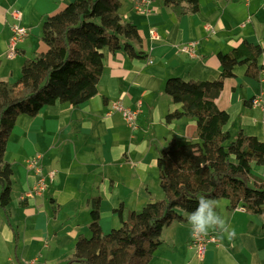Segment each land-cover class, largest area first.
<instances>
[{"label": "crops", "instance_id": "crops-1", "mask_svg": "<svg viewBox=\"0 0 264 264\" xmlns=\"http://www.w3.org/2000/svg\"><path fill=\"white\" fill-rule=\"evenodd\" d=\"M70 1L0 0V80L13 81L29 50L42 53L48 49L44 41L32 48V33ZM149 8L151 12L137 10L131 0H121L119 10L124 20L137 26L141 42L132 43L144 57H132L124 48L111 51L104 47V67L95 96L78 106L57 101L35 116L17 117L5 153L14 169L9 209L12 218L5 222V211H0V239L4 241H0V256L4 244L13 245L16 232L20 238L19 231H23L19 222L18 229L13 228V210L22 209L24 233L30 236L21 239L24 257L50 234L53 247L70 258L78 236L89 228L92 198L101 199L103 231L115 220L114 210L121 203L125 209L137 210L158 200L148 193V169L157 167L158 154L171 139L195 140L197 136L194 118L166 120L183 104L164 91L165 81L175 76L187 81H214L221 76L219 53H227L244 41L264 42V0H200L196 12L184 15L177 14L164 0H151ZM15 10L20 11L29 35L19 42L17 56L9 58ZM192 41L196 42L193 55L181 50L183 44ZM257 61L261 67L264 54ZM247 70L248 64L236 65L235 75L225 78L215 102L229 113L225 129L232 135L241 130L264 141L263 113L250 103L264 90V70L258 79L249 77ZM117 101L139 109L136 128L113 108ZM37 155L42 157L43 173L56 170V175L47 182L45 191L28 196L40 179V174L28 166ZM256 168L250 181L264 182L263 169ZM14 193H19L18 198ZM23 196L25 206L20 204ZM213 201L215 211L229 229L235 230L231 239L210 229L217 242L207 243L205 256L200 259L190 246L191 225L187 219L177 220L164 228L163 243L149 264H264V216L247 211L241 204L232 207L226 198ZM47 225L49 234L44 236ZM68 248L73 251L65 252Z\"/></svg>", "mask_w": 264, "mask_h": 264}, {"label": "trees", "instance_id": "trees-1", "mask_svg": "<svg viewBox=\"0 0 264 264\" xmlns=\"http://www.w3.org/2000/svg\"><path fill=\"white\" fill-rule=\"evenodd\" d=\"M179 15L194 13L200 0H164ZM121 0H72L43 22L45 52L27 58L21 76L0 80V211L12 202L14 169L5 159L7 144L21 114L35 116L44 106L57 101L81 105L95 96L103 72V48H124L132 57H144L132 42H141L137 26L124 20ZM263 44L244 41L227 53H219L221 76L214 81L169 77L164 91L182 109L169 113L168 122L182 117L197 121L195 140L173 138L157 157L164 198L146 203L141 211L125 215L123 203L114 210L121 226L105 233L101 225V199L91 203V236L80 234L67 264H149L163 243L165 227L185 220L201 197L226 198L232 207L264 216V182H249L253 163L264 165V141L239 131L235 139L225 129L230 115L215 100L224 80L235 75L238 64H248L247 75L259 78L264 64ZM251 103V102H250ZM23 198L20 202L25 206ZM181 209L184 214L178 212ZM8 219V216H7ZM264 227V223H263ZM15 234V240L18 238Z\"/></svg>", "mask_w": 264, "mask_h": 264}, {"label": "rangeland", "instance_id": "rangeland-1", "mask_svg": "<svg viewBox=\"0 0 264 264\" xmlns=\"http://www.w3.org/2000/svg\"><path fill=\"white\" fill-rule=\"evenodd\" d=\"M23 24V23H21ZM42 34H43V29L41 27V29H35L32 33V39L30 40V42L33 44V47L32 48H35L38 46L39 42L40 41H43L42 39ZM37 54H39V52L37 50H29V53H27L26 55V58H34ZM23 57V56H21ZM21 76V70H20V73L16 74L15 77H13V81L14 80H17L19 77ZM146 128V127H145ZM138 134V133H136ZM235 134V133H234ZM236 135H233V138L232 139H235ZM253 167H255V170L257 169L256 167H259L258 169H263L260 171L261 174L264 175V165H258L256 163H253L252 164ZM52 171V170H50ZM148 172L151 173V176L148 177V181L147 183L149 184V188H148V193H150L154 198H157L158 200H161L164 198V193L161 189V186H160V177H159V169L158 167H156L155 169H152V168H149L148 169ZM253 173H255L253 171ZM252 186L255 185L254 181H250L249 182ZM14 196L16 198H18L19 196V193H14ZM48 203L49 205L51 204L50 200H48ZM11 205V204H10ZM9 209H10V206L8 208V212H7V216L8 218H12L11 217V214L9 212ZM131 210H133V208L131 209H128L126 208L125 209V215H127ZM136 210V209H135ZM142 209H137V211H141ZM22 211V209H18V210H13V216L15 219V222H16V225H14L13 223V228L15 230H17V225H18V222L21 224L22 226V230L23 231H19L20 233V238H19V235L17 233V239L14 241L13 245L9 244V245H6L4 244L3 246V251L1 253V256L0 258L1 259H4V262H2V264H29V263H32L33 261L36 262V264H67L68 262V258H69V255L63 257L64 254H61L62 251L60 249H55L52 245V242L49 238V228H48V225L45 226V233H44V236L46 234H49L47 235L48 237H46L44 240H43V243H39L35 248H32L30 249V251L28 252L27 256L24 257L22 255V247L21 246V239L23 237V240L24 238L27 236V238H29V232L26 234L24 233V225H25V222L26 220L22 219L23 215L20 214V212ZM178 212L181 213V214H184V212L181 210V209H178ZM6 216V213L4 214V220L5 222L7 221V216ZM115 223H113L114 221L109 222L106 224V226L104 227V232L107 233L109 232L112 228H118L121 226V222L120 219H119V216L116 214L115 215ZM91 222V217H90V220H89V224ZM85 232V231H84ZM85 235L90 237L91 236V231L89 230V228L86 230L85 232ZM0 241L4 242L3 240L0 239ZM12 250L11 254L9 255V252ZM55 250V251H54ZM73 251V249L71 250V248H68L67 250H65V252H71ZM8 257H11L10 259H12L11 261H9Z\"/></svg>", "mask_w": 264, "mask_h": 264}, {"label": "built area", "instance_id": "built-area-1", "mask_svg": "<svg viewBox=\"0 0 264 264\" xmlns=\"http://www.w3.org/2000/svg\"><path fill=\"white\" fill-rule=\"evenodd\" d=\"M134 4V8L137 10H142L146 12H151L149 8V3H151V0H131ZM250 1V0H248ZM13 17L15 22L13 23L11 29H12V36L9 44V49H8V57L9 58H15L19 52L18 49V44L19 42L23 41L28 35H29V30L28 28L21 24L22 19H21V13L19 10L13 11ZM209 30L214 32V30L210 27H208ZM196 42L192 41L187 44H183L181 46V50L193 55L194 54V49H195ZM264 83V78L261 80ZM251 106L258 108L262 111L263 113V123H264V90L254 96L251 99ZM113 108H115L117 111H119L122 115L127 124L132 127L136 128L137 123V117L139 114V109H133L130 107L125 106L121 101H117L113 103ZM41 155H37L36 157L30 159L28 161V166L35 170L38 174H40V179L37 182V184L33 187L32 191L28 193V196H30L32 193L37 192V193H42L47 189V182L49 180H52L55 175H56V170L48 171L46 174L43 173V167L41 164ZM23 198H25L23 196ZM209 242H217V238L214 234L209 233L207 236L204 237H197L191 239L190 246L194 248L195 252L197 253L198 257L200 259L204 258L205 253H206V246L207 243ZM29 264H36L35 261Z\"/></svg>", "mask_w": 264, "mask_h": 264}, {"label": "clouds", "instance_id": "clouds-1", "mask_svg": "<svg viewBox=\"0 0 264 264\" xmlns=\"http://www.w3.org/2000/svg\"><path fill=\"white\" fill-rule=\"evenodd\" d=\"M215 207L213 200L206 197L199 199L197 208L187 217L193 238L207 236L210 229L227 234L229 239L235 235V230L228 228L225 220L215 211Z\"/></svg>", "mask_w": 264, "mask_h": 264}]
</instances>
